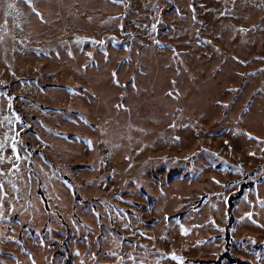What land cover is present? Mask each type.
Wrapping results in <instances>:
<instances>
[{
  "label": "rangeland",
  "instance_id": "1",
  "mask_svg": "<svg viewBox=\"0 0 264 264\" xmlns=\"http://www.w3.org/2000/svg\"><path fill=\"white\" fill-rule=\"evenodd\" d=\"M0 85V264H264V0H0Z\"/></svg>",
  "mask_w": 264,
  "mask_h": 264
},
{
  "label": "trees",
  "instance_id": "2",
  "mask_svg": "<svg viewBox=\"0 0 264 264\" xmlns=\"http://www.w3.org/2000/svg\"><path fill=\"white\" fill-rule=\"evenodd\" d=\"M5 86V87H4ZM0 87H4L9 89L7 85H0ZM264 179V165L258 166L252 171H247L244 174L243 180L241 181L238 190L228 195L227 199V223L225 227V237L226 241L229 242L230 239V230L232 228L234 216H233V206L235 200H237L244 190L251 188L254 184L261 182ZM258 248H264V244H255ZM226 261L228 264H252L248 260H243L239 257L233 256L227 244V247L224 249L222 253H220L216 259L210 260H196V262L203 264H222Z\"/></svg>",
  "mask_w": 264,
  "mask_h": 264
},
{
  "label": "snow or ice",
  "instance_id": "3",
  "mask_svg": "<svg viewBox=\"0 0 264 264\" xmlns=\"http://www.w3.org/2000/svg\"><path fill=\"white\" fill-rule=\"evenodd\" d=\"M101 43H102V42H101ZM17 119H19V117H17ZM13 148H15V145H13ZM14 167H15V165H14ZM249 215H250V214H249ZM171 255L173 256L174 259H177V260H180V259H181V257L176 256L174 252L171 253Z\"/></svg>",
  "mask_w": 264,
  "mask_h": 264
}]
</instances>
